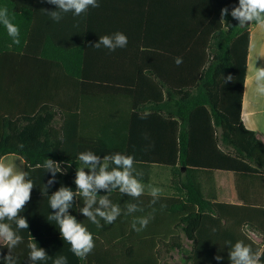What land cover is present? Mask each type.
Wrapping results in <instances>:
<instances>
[{
  "label": "trees",
  "instance_id": "1",
  "mask_svg": "<svg viewBox=\"0 0 264 264\" xmlns=\"http://www.w3.org/2000/svg\"><path fill=\"white\" fill-rule=\"evenodd\" d=\"M97 2L86 14L62 13L56 22L47 12L58 8L46 0H0L20 29V44H14L0 24V161L21 158L35 185L20 213L29 228L5 221L22 237L12 250L17 264H34L29 242L48 254L35 264H53L60 255L68 264H170L173 252L186 257V264H230L226 241L264 249V198L258 196L264 193V143L242 121L255 25L241 28L231 17L238 0ZM225 7L229 14L222 21ZM115 32L127 36L126 47H94ZM228 75L233 78L225 83ZM84 151L134 156L145 186L152 183L154 167L168 170L172 192L150 206L147 191L139 200L113 191L108 194L113 203L121 208L137 203L144 211L122 214L110 225L101 221L102 227L78 211L83 202L77 197L69 214L95 240L93 251L81 259L48 217L51 194L61 186L76 189ZM46 159L61 167L47 188L52 175L43 167ZM214 172L243 183L238 203L207 192L204 177ZM134 216L151 219L136 232ZM0 250L8 255L7 247Z\"/></svg>",
  "mask_w": 264,
  "mask_h": 264
},
{
  "label": "clouds",
  "instance_id": "2",
  "mask_svg": "<svg viewBox=\"0 0 264 264\" xmlns=\"http://www.w3.org/2000/svg\"><path fill=\"white\" fill-rule=\"evenodd\" d=\"M49 4L57 6L58 11L47 12L50 17L59 22L62 13H73L79 17L86 14L90 8H98L97 0H46ZM229 14L227 7L221 9L222 21ZM231 17L238 21L241 28L255 25L264 29V0H238V6H234L230 12ZM0 24L6 30L8 36L12 38L14 44H20V29L12 22L8 8L0 7ZM128 38L122 32H115L112 35H104L94 44L99 49L104 48L115 51L118 48L127 46ZM255 50V46L253 45ZM257 56H264V50L257 53ZM258 59V58H257ZM249 66V79L251 80L253 95L255 100L264 98V66L257 67L256 61ZM175 63L180 65L181 58H176ZM232 76L223 77L225 83L232 80ZM22 148L23 145H20ZM81 166L76 168L74 184L76 189L61 186L53 192L49 199L50 208L53 212L48 217L59 226L61 237L70 245L71 252L81 259L86 258L95 248V240L92 232L76 216L69 214V209L73 207L77 197L83 202V207H78V211L97 227L113 224L118 217L131 215L132 213L143 212L144 209L137 203H127L124 208L115 204L109 197V193L118 190L121 194L139 200L145 194V185L141 182L143 171H138L135 167V158L132 155L120 152L101 157L92 151L81 152L78 156ZM43 167L50 172L52 178L47 181L45 188L56 182V174L61 172L60 164L52 159H46ZM87 169V171H85ZM35 187L33 181L28 178V173L16 169L12 164L0 161V248L7 247L8 255H4L0 250V259L4 264H17L13 255L15 249L22 243V237L13 229L10 223L15 222L16 229L24 230L29 228L26 218L20 216L25 206L31 201V193ZM148 187V194L152 198L150 206L155 205L161 195V189ZM106 192V195H101ZM166 205H161L163 209ZM151 217L134 216L132 228L136 232L144 230L150 222ZM139 225V226H138ZM231 245L229 252L230 264H262L264 249L253 251L251 245L240 240ZM29 259L34 262L48 259L47 251L38 247L37 243L29 242ZM215 260H222L223 257L216 255ZM53 264H68L67 257L57 256Z\"/></svg>",
  "mask_w": 264,
  "mask_h": 264
},
{
  "label": "crops",
  "instance_id": "3",
  "mask_svg": "<svg viewBox=\"0 0 264 264\" xmlns=\"http://www.w3.org/2000/svg\"><path fill=\"white\" fill-rule=\"evenodd\" d=\"M253 45L255 46V50L253 49ZM261 50H264V29L254 26L250 31V49L247 61L244 99L242 104V121L244 126L248 130L257 133L258 137L264 143V98H260L258 101L255 100L251 80L248 78L250 75L248 68L253 63L254 59L258 58L256 61L257 67L264 66V56H257V53ZM88 120V118H85L86 122H88ZM85 171H87V169H85ZM170 178L171 176L168 170L154 167L151 186L160 188L161 194H169L172 192L170 189ZM204 184L205 189L211 196L215 195L219 201L229 204L238 203L236 199H238L237 196L238 192H240L239 189L244 186L243 183L237 181L233 176L222 172L209 173L204 177ZM246 188L247 190L250 188L248 191L253 193L254 190L252 185L248 184L246 185ZM145 191L148 192L147 186H145ZM258 196L264 198V193H261ZM252 233L253 232H250V235ZM255 235L258 236L257 234ZM258 237L260 241L254 239L253 237L252 238L256 242H261L260 236Z\"/></svg>",
  "mask_w": 264,
  "mask_h": 264
},
{
  "label": "rangeland",
  "instance_id": "4",
  "mask_svg": "<svg viewBox=\"0 0 264 264\" xmlns=\"http://www.w3.org/2000/svg\"><path fill=\"white\" fill-rule=\"evenodd\" d=\"M2 162L6 163V164H12L16 169L18 170H23L24 171V164L22 162V160L19 157L16 156H7L5 157ZM252 237L258 241H260L259 237L256 236L255 234H251ZM168 256H170L168 258V261L170 262V264H186L185 263V259L186 257H183L180 253L178 252H173L172 254H169Z\"/></svg>",
  "mask_w": 264,
  "mask_h": 264
}]
</instances>
